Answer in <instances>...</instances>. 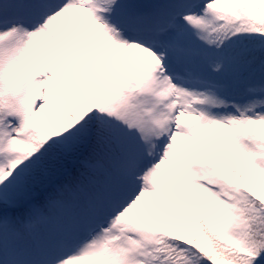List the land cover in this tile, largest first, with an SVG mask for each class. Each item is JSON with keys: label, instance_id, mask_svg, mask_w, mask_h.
Listing matches in <instances>:
<instances>
[{"label": "snow or ice", "instance_id": "6c2138e0", "mask_svg": "<svg viewBox=\"0 0 264 264\" xmlns=\"http://www.w3.org/2000/svg\"><path fill=\"white\" fill-rule=\"evenodd\" d=\"M0 264H264V0H0Z\"/></svg>", "mask_w": 264, "mask_h": 264}]
</instances>
